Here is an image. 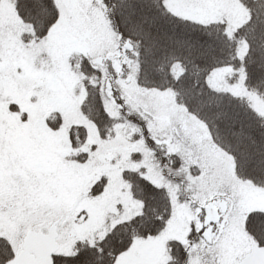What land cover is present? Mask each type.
I'll return each mask as SVG.
<instances>
[{"label":"snow or ice","instance_id":"snow-or-ice-1","mask_svg":"<svg viewBox=\"0 0 264 264\" xmlns=\"http://www.w3.org/2000/svg\"><path fill=\"white\" fill-rule=\"evenodd\" d=\"M0 264H264V0H0Z\"/></svg>","mask_w":264,"mask_h":264}]
</instances>
